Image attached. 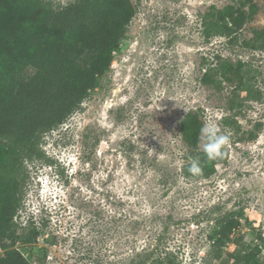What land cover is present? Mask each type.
I'll list each match as a JSON object with an SVG mask.
<instances>
[{
    "label": "rangeland",
    "instance_id": "rangeland-1",
    "mask_svg": "<svg viewBox=\"0 0 264 264\" xmlns=\"http://www.w3.org/2000/svg\"><path fill=\"white\" fill-rule=\"evenodd\" d=\"M50 1L57 7L73 0ZM131 1L134 16L109 69L81 106L41 138L52 162L26 163L15 220L46 219L35 247L46 258L34 264H117L151 248L164 220L158 252L170 251L176 264H224L209 253L208 219L225 210L239 211L234 236L241 241L264 235V48L244 43L264 44L253 33L264 30V0ZM225 6L244 9L245 23L231 37L206 36L202 20ZM224 63L244 65L253 97L242 106L236 101L245 92L236 96L235 80L219 74ZM208 65L212 85L200 80ZM190 111L230 138L214 173L197 182L179 175L188 148L179 124ZM51 232L58 238L49 244ZM260 259L264 264V249Z\"/></svg>",
    "mask_w": 264,
    "mask_h": 264
},
{
    "label": "trees",
    "instance_id": "trees-1",
    "mask_svg": "<svg viewBox=\"0 0 264 264\" xmlns=\"http://www.w3.org/2000/svg\"><path fill=\"white\" fill-rule=\"evenodd\" d=\"M134 12L131 0H73L57 7L50 0H0V264L45 261V250L39 255L35 247L44 235L46 219L27 220L25 225L15 220L23 206L26 163L34 159L52 162L41 150L42 136L63 124L88 98L109 69ZM210 15L201 22L206 36L231 37L248 18L244 9L233 6L213 7ZM253 33L264 39V30ZM253 41L244 43L253 49L264 48ZM244 72L242 63L234 67L224 63L219 70L225 80H235L236 96L245 92L236 101L239 106L253 93ZM200 80L205 85L215 82L212 66L206 67ZM202 126L198 113L191 111L179 124L181 139L188 147L179 175L186 180L209 178L219 159L227 155L224 149L221 157L208 160L198 143ZM197 158L203 171L193 175L188 168ZM239 215V211L225 210L210 216L209 253L224 264H261L264 235L258 233L255 243L234 236ZM171 218V214L165 215V219ZM163 222L151 248L131 251L128 257L117 259V264H176L170 251L158 252L168 229V221ZM47 236L49 244L57 241L58 234Z\"/></svg>",
    "mask_w": 264,
    "mask_h": 264
},
{
    "label": "clouds",
    "instance_id": "clouds-1",
    "mask_svg": "<svg viewBox=\"0 0 264 264\" xmlns=\"http://www.w3.org/2000/svg\"><path fill=\"white\" fill-rule=\"evenodd\" d=\"M230 142L228 135L223 134L215 122H205L200 129L198 143L202 146L208 160H214L223 155L225 146ZM189 173L199 175L203 169L199 159H194L188 168Z\"/></svg>",
    "mask_w": 264,
    "mask_h": 264
}]
</instances>
